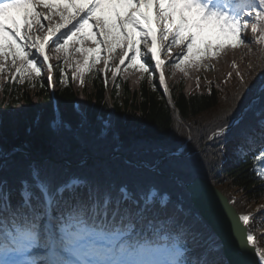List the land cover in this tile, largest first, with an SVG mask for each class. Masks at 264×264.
Wrapping results in <instances>:
<instances>
[{
  "label": "trees",
  "instance_id": "obj_1",
  "mask_svg": "<svg viewBox=\"0 0 264 264\" xmlns=\"http://www.w3.org/2000/svg\"><path fill=\"white\" fill-rule=\"evenodd\" d=\"M258 56H262L260 62ZM259 64H262L264 73V52L261 55L255 52L252 55L249 62L243 66L241 77L237 71L232 70L223 86L210 82L208 87L200 85L189 94L184 93L182 81L175 82L173 93L184 122L182 137L186 138L189 135L185 150L189 151V154L166 158L157 166L162 178L170 174H177L182 179L189 178L191 174L207 178L227 192L229 197L236 196L238 210L247 212L256 207L257 215L264 223L262 175L253 169L249 159L226 166L221 164L218 157L219 145L224 137L228 136V133L233 136L236 130L241 131L250 123V110L245 108L246 104L253 106L258 101H264V91L257 95L258 91L254 92L255 88L252 86L246 89L249 82L252 85L256 83V68ZM18 78L12 85L4 86L0 99V159L15 149L27 150L33 157H50L54 160L50 167L57 181L74 168L62 160L76 162L83 156L99 157L96 162L89 160L83 166L76 165L77 170L87 174L100 172L106 176L121 177L132 174L131 171H126L132 165H128L121 154L103 160L104 157L118 151L125 153L132 160L143 159L153 163L156 158L178 150L179 139L171 131L172 112L162 95L156 75L150 71L142 72L136 88H132L124 78H114L110 81L109 88L116 108L117 133V138L110 142L97 138L100 118L109 117L110 111L97 63L92 61L88 63L85 72L86 83L81 89L87 102L89 133L85 132L82 118L73 109L77 89L71 83L69 69L62 61L56 66V97L61 107L62 120L72 128L71 132L55 130L50 126L53 110L46 79L42 76L27 78L26 75L21 81ZM241 111L243 113L238 120L230 129L224 131L226 134H216L212 140L206 142L213 132L226 127ZM29 162L24 154H17L0 165V172L10 175L24 168ZM134 176L144 177L146 172L137 171ZM170 181L176 186L175 180ZM13 185L7 184L5 191L9 193L4 197L8 201V206L16 213L13 215L16 221L12 222L5 218L0 210V234L11 229L21 232L26 226L22 224L23 219L30 223L31 215L33 223L35 222V216L28 208L21 206L18 195L12 191ZM91 194L94 195L92 201L86 199L88 195L86 191L82 193V197L76 194L74 202L68 194L57 199L52 219L54 225L67 224L76 218L93 220L87 216L89 209L96 211L100 217L106 216L116 224L121 223L123 228L130 226L135 228L133 218H138V225L149 227L148 236L153 238L160 236L154 231L155 228H162L165 232L172 231L177 237L187 240L188 253L196 261L202 262L201 264H223L218 251L214 248L216 241L206 224L200 225L191 217L180 215L175 209L159 211L155 208L143 214H136L137 208L129 203H106L105 199L96 203L101 194L97 193V190H92ZM34 229L33 227L32 230ZM60 234L58 232V235ZM262 241L264 242V233Z\"/></svg>",
  "mask_w": 264,
  "mask_h": 264
},
{
  "label": "rangeland",
  "instance_id": "obj_2",
  "mask_svg": "<svg viewBox=\"0 0 264 264\" xmlns=\"http://www.w3.org/2000/svg\"><path fill=\"white\" fill-rule=\"evenodd\" d=\"M59 6L58 4H55ZM54 5V6H55ZM38 5H35L37 8ZM27 11V10H26ZM67 11L62 13L64 21L67 20ZM24 14V13H23ZM53 15L52 14V18ZM72 14L68 15L70 18ZM39 12L35 13L34 20L35 22L43 26L44 23L39 18ZM29 18V16H28ZM28 18L27 22L29 21ZM51 19V18H50ZM58 19V18H57ZM55 18V20H57ZM53 20V22L55 21ZM120 24V23H118ZM37 25H32L29 29H26V33H30L31 35H35L37 32ZM261 26V25H260ZM258 26V27H260ZM121 29L122 32L127 33L128 28L123 24L118 26L115 23L108 22L107 25L102 30V34L99 33L94 39H79V41H74L70 43L68 46L56 44L52 47V55L54 61L58 58L65 57L66 64L72 66V70L74 72V84L79 89V99L81 104H84V94L80 92V88L83 83V73L86 65V61L88 60L90 51L95 46H105L107 39L111 38L115 31ZM258 29L253 28V25L247 23L242 35L237 37L236 40L232 42H224V43H213V44H201L196 43L192 45L190 48H185L184 41L180 38L173 36L171 29H167V33L163 36V42H166L167 35H170L168 41L172 42L171 47H166V53L168 55L172 53H177V55L184 53L185 58L178 60V57H174V61L176 63L169 67V70L172 74V82L178 80L180 78L184 79V90L188 91L196 82L197 77H201L203 80L208 78L216 79L217 81H221L225 78L228 71L232 68H237L239 71L242 68V65H245L249 59L252 57L254 50H259L258 44ZM124 41V39H123ZM31 40L27 37V43L24 45H20V48L23 50L22 52L27 54L28 52L33 51V47L31 44ZM200 45H205L204 50L200 49ZM14 43H4L0 45V80L4 78V76L11 70V68L18 63L24 61V57H20L15 52ZM228 50V54H224V50ZM102 52H108L106 48L102 50ZM111 54V53H110ZM30 72H33V68H29ZM124 76L128 78L129 83L132 87L137 86V82L139 80V71H124ZM231 145H227L229 149ZM226 150V149H225ZM227 151V150H226ZM234 156L229 157L231 160ZM252 211L255 208L251 209ZM251 226L253 228H259L260 230L263 228L262 222L259 219H252Z\"/></svg>",
  "mask_w": 264,
  "mask_h": 264
},
{
  "label": "water",
  "instance_id": "obj_3",
  "mask_svg": "<svg viewBox=\"0 0 264 264\" xmlns=\"http://www.w3.org/2000/svg\"><path fill=\"white\" fill-rule=\"evenodd\" d=\"M188 190L197 208L221 238L231 264H237L242 252L254 257V248L247 243L246 227L227 198L212 184L201 179L189 184Z\"/></svg>",
  "mask_w": 264,
  "mask_h": 264
},
{
  "label": "bare ground",
  "instance_id": "obj_4",
  "mask_svg": "<svg viewBox=\"0 0 264 264\" xmlns=\"http://www.w3.org/2000/svg\"><path fill=\"white\" fill-rule=\"evenodd\" d=\"M37 2H38V4H40V2H41V8H42V10H45L47 13H51V7H52V4H50V5H47V4H45V2L44 1H41V0H36ZM33 11H34V5L33 6H31V16H34V13H33ZM59 11H62V8H60L59 9ZM30 20V23H32V20H34L32 17H30L29 18ZM224 54H228V50H224ZM57 196V195H56ZM70 197H72L71 195H69Z\"/></svg>",
  "mask_w": 264,
  "mask_h": 264
}]
</instances>
